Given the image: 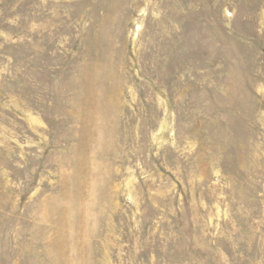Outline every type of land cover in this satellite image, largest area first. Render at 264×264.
<instances>
[{
	"label": "rangeland",
	"instance_id": "374dc122",
	"mask_svg": "<svg viewBox=\"0 0 264 264\" xmlns=\"http://www.w3.org/2000/svg\"><path fill=\"white\" fill-rule=\"evenodd\" d=\"M0 264H264V0H0Z\"/></svg>",
	"mask_w": 264,
	"mask_h": 264
}]
</instances>
